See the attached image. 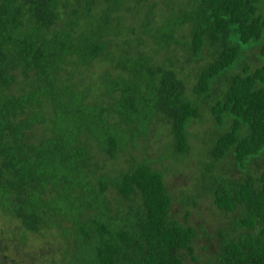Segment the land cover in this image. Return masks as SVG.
<instances>
[{
	"label": "trees",
	"instance_id": "trees-1",
	"mask_svg": "<svg viewBox=\"0 0 264 264\" xmlns=\"http://www.w3.org/2000/svg\"><path fill=\"white\" fill-rule=\"evenodd\" d=\"M255 45L264 61V0H0L1 213L58 238L55 264H264ZM208 107L228 126L194 151L201 191L181 196V220L166 175ZM228 158L240 175L217 172ZM204 196L212 228L189 222Z\"/></svg>",
	"mask_w": 264,
	"mask_h": 264
},
{
	"label": "rangeland",
	"instance_id": "rangeland-1",
	"mask_svg": "<svg viewBox=\"0 0 264 264\" xmlns=\"http://www.w3.org/2000/svg\"><path fill=\"white\" fill-rule=\"evenodd\" d=\"M261 47L255 45L246 52V57L253 68L264 63L260 56ZM209 59L208 55H202L201 58L194 60L191 64H186L187 72L193 74L195 68L206 62ZM222 80L216 82V86L222 84ZM226 123L222 129L226 128ZM211 116L209 107L205 108L203 116L199 122H194L190 125L189 131L193 134H199L197 139L191 136L192 151L189 152L186 158L180 162L173 164V169L166 175L167 186L174 197L172 213L181 220H184L186 209L181 205L182 195L196 196L201 191L199 177L201 176V166L198 165V160L195 152L204 150L207 145L204 142V136L210 132L222 130ZM167 131L164 127L156 136L145 140L136 149L135 153L142 156H155L159 154L160 147L164 143L163 133ZM209 135V134H208ZM211 135V134H210ZM209 139V136H207ZM209 142V141H208ZM147 147V149H145ZM110 161L108 162V164ZM114 164V163H113ZM123 161L115 162L113 168L123 167ZM118 165V166H117ZM256 169L262 170L261 167L255 164ZM264 168V166H262ZM217 172L225 174L230 172L233 176L240 175L231 158L218 164ZM192 215L189 217V222L195 225L204 224L208 228L221 223V215L211 203L209 196L199 198L198 207L191 206L188 208ZM47 237L29 232L23 228L18 220H12L5 217L0 211V264H55L56 260L61 258L60 248L61 241L58 238H51L48 233ZM63 250V248H62ZM60 251V252H59Z\"/></svg>",
	"mask_w": 264,
	"mask_h": 264
}]
</instances>
